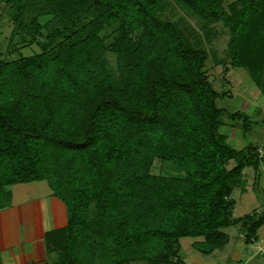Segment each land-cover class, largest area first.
<instances>
[{"label":"trees","instance_id":"trees-1","mask_svg":"<svg viewBox=\"0 0 264 264\" xmlns=\"http://www.w3.org/2000/svg\"><path fill=\"white\" fill-rule=\"evenodd\" d=\"M94 1L107 20H119L117 36L105 44L99 17L60 35ZM171 1L0 0L16 11L21 34L31 27L43 34L38 18L45 16L64 28L48 36L42 53L0 59V208L10 206L11 186L46 181L68 208V225L47 239L63 264H175L181 239L203 238L196 246L210 255L226 247L223 230L235 225L246 245L258 240L264 211L235 218L232 194L245 168L259 179L264 158L254 144L228 142L227 111L218 107L205 50L192 46L191 26L161 11L177 3L206 24L222 22L231 66L245 69L264 93V0L229 9L226 0ZM30 7L38 13L27 23ZM104 52L119 58L117 73L103 71ZM228 119L241 122L245 137L253 129L242 110ZM156 158L184 175L151 174Z\"/></svg>","mask_w":264,"mask_h":264},{"label":"rangeland","instance_id":"rangeland-1","mask_svg":"<svg viewBox=\"0 0 264 264\" xmlns=\"http://www.w3.org/2000/svg\"><path fill=\"white\" fill-rule=\"evenodd\" d=\"M238 0H226L224 7L229 9L232 4ZM171 2H174L173 0ZM105 7L92 2L86 13L82 15L80 21L74 23L71 28L65 29L60 35L68 36L75 33L87 22L99 17L104 23L101 36L105 39V44H109L111 37H116L119 31L120 23L118 21H109L103 14ZM38 9L30 7L22 15L25 22H30L37 17ZM161 13L167 16V21L182 22L181 26L188 25L191 27L186 32L189 36L192 46L205 50L207 54L206 71L209 81L212 83L213 89L220 94L217 104L219 108L226 109L224 122L226 125L222 128V132L228 134L229 143L237 149H242L248 144H254L259 147V153L264 158V93L255 85L253 76H251L243 68H233L230 64V53L228 43L230 40V32L222 22L206 24L199 16L190 12L187 8L175 3H168ZM16 11L9 9L5 3H0V59L6 61L18 60L24 57H30L42 53L41 44L48 43V36L58 33L64 29L62 25L52 23L50 17L38 18L39 23L44 26L43 34H36L31 27L29 32H25V28L21 34V26H17L14 22ZM183 20V21H182ZM183 27V28H184ZM191 29L193 31H191ZM63 39V38H62ZM102 68L103 71L118 72L119 58L113 53H103ZM264 76V73L262 74ZM256 77V74H255ZM242 110L246 112L250 122L253 123V129L248 132L246 137L241 129V122H229L228 114ZM262 170V167H260ZM151 174L163 177H182L184 173L178 167L168 161L156 158L150 169ZM255 169L247 167L244 169L243 185L234 189L232 199L235 202L234 217L240 218L251 214L252 212H260L264 209V195L261 189L264 188V175L260 174L256 180ZM259 187L252 190L254 184ZM18 187L19 185H13ZM245 188V189H244ZM247 193H242L244 190ZM16 196V188L13 190ZM260 192V193H259ZM262 193V194H261ZM262 195V197H260ZM254 197V198H253ZM255 199V200H254ZM1 209V208H0ZM91 219H96V207L91 205ZM113 216L108 214L107 220ZM229 236V243L223 250H217L213 254H204L197 243H201L203 238H183L181 239V250L179 257L184 264H262L264 263V254L260 253L254 256V249L245 244L242 225H235L223 230ZM258 244L264 246V226L258 233ZM255 246L258 249L264 247ZM97 253H101V248L96 249ZM257 253V252H256ZM177 256V258L179 259ZM178 259L175 264L180 263ZM174 260V261H175ZM145 264V263H131Z\"/></svg>","mask_w":264,"mask_h":264},{"label":"crops","instance_id":"crops-1","mask_svg":"<svg viewBox=\"0 0 264 264\" xmlns=\"http://www.w3.org/2000/svg\"><path fill=\"white\" fill-rule=\"evenodd\" d=\"M261 167L262 170L259 172L262 177L264 165ZM18 185L10 187L12 193L10 206L0 209V264H63L62 252H50L47 239L50 232L68 225L69 214L66 204L53 194L46 181ZM255 187L254 184L252 190H255ZM246 191L242 193H247ZM261 192L264 195V188ZM259 211L263 212L264 209ZM257 242L251 246L254 249V256H257L255 252L257 249L255 246H259Z\"/></svg>","mask_w":264,"mask_h":264},{"label":"built area","instance_id":"built-area-1","mask_svg":"<svg viewBox=\"0 0 264 264\" xmlns=\"http://www.w3.org/2000/svg\"><path fill=\"white\" fill-rule=\"evenodd\" d=\"M258 253H260V254H264V249H261V248L258 249V250H257V254H258Z\"/></svg>","mask_w":264,"mask_h":264}]
</instances>
